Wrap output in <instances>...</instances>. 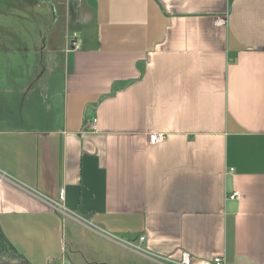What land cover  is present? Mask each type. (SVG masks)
<instances>
[{
    "label": "crops",
    "instance_id": "obj_1",
    "mask_svg": "<svg viewBox=\"0 0 264 264\" xmlns=\"http://www.w3.org/2000/svg\"><path fill=\"white\" fill-rule=\"evenodd\" d=\"M0 227L29 264H264V0H0Z\"/></svg>",
    "mask_w": 264,
    "mask_h": 264
},
{
    "label": "built area",
    "instance_id": "obj_2",
    "mask_svg": "<svg viewBox=\"0 0 264 264\" xmlns=\"http://www.w3.org/2000/svg\"><path fill=\"white\" fill-rule=\"evenodd\" d=\"M216 26H226L227 24V19L226 17H219L217 18L215 22ZM164 135L163 134H152L149 137V143L150 145H155L161 141L164 140ZM241 195L238 192H234L231 196V199H238L240 198ZM65 198V192L64 190L61 191L60 196H59V201H64ZM57 206H60L59 203H57ZM140 242L144 244L146 242V237L142 236L140 237ZM137 249L141 250V246H136ZM164 261L169 263V264H226L225 260L221 256H215L210 259H203V260H195L193 256L188 253L187 251H182L179 253L178 259H172L171 256L164 257ZM50 264H61L58 261H51Z\"/></svg>",
    "mask_w": 264,
    "mask_h": 264
},
{
    "label": "trees",
    "instance_id": "obj_3",
    "mask_svg": "<svg viewBox=\"0 0 264 264\" xmlns=\"http://www.w3.org/2000/svg\"><path fill=\"white\" fill-rule=\"evenodd\" d=\"M0 258L6 260H25L24 256L18 253L13 247V245L7 240L1 227H0Z\"/></svg>",
    "mask_w": 264,
    "mask_h": 264
},
{
    "label": "water",
    "instance_id": "obj_4",
    "mask_svg": "<svg viewBox=\"0 0 264 264\" xmlns=\"http://www.w3.org/2000/svg\"><path fill=\"white\" fill-rule=\"evenodd\" d=\"M0 264H29V263L25 260H6L0 258Z\"/></svg>",
    "mask_w": 264,
    "mask_h": 264
}]
</instances>
